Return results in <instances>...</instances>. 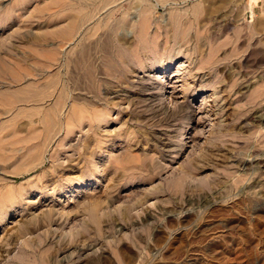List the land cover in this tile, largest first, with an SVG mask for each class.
Listing matches in <instances>:
<instances>
[{
  "label": "rangeland",
  "instance_id": "obj_1",
  "mask_svg": "<svg viewBox=\"0 0 264 264\" xmlns=\"http://www.w3.org/2000/svg\"><path fill=\"white\" fill-rule=\"evenodd\" d=\"M0 264H264V0H0Z\"/></svg>",
  "mask_w": 264,
  "mask_h": 264
},
{
  "label": "bare ground",
  "instance_id": "obj_2",
  "mask_svg": "<svg viewBox=\"0 0 264 264\" xmlns=\"http://www.w3.org/2000/svg\"><path fill=\"white\" fill-rule=\"evenodd\" d=\"M106 3V2H105ZM86 15V14H85ZM86 17V16H85ZM77 20V19H76ZM80 23V22H79ZM81 25V24H80ZM71 27V26H70ZM69 27V28H70ZM68 28V29H69ZM68 29L66 28V29H64L61 33H63V34H65V33H68ZM10 97V96H9ZM9 97H7L6 95H3V99H4V101L6 102L7 100H8V98ZM45 119L47 120V121H49V123H52V125H53V118H48L47 116L45 117ZM47 123V122H46ZM48 123V124H49ZM48 126V125H47ZM49 126H51V124H49ZM38 131V130H37ZM24 142V141H23Z\"/></svg>",
  "mask_w": 264,
  "mask_h": 264
}]
</instances>
